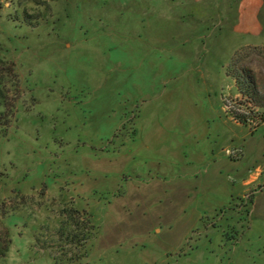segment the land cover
Instances as JSON below:
<instances>
[{"label": "rangeland", "instance_id": "obj_1", "mask_svg": "<svg viewBox=\"0 0 264 264\" xmlns=\"http://www.w3.org/2000/svg\"><path fill=\"white\" fill-rule=\"evenodd\" d=\"M210 3L0 0L20 86L0 129L3 264H229L233 228L200 212L262 123L231 75L264 93V42L214 39L225 9Z\"/></svg>", "mask_w": 264, "mask_h": 264}, {"label": "crops", "instance_id": "obj_2", "mask_svg": "<svg viewBox=\"0 0 264 264\" xmlns=\"http://www.w3.org/2000/svg\"><path fill=\"white\" fill-rule=\"evenodd\" d=\"M192 1L198 5L211 2L210 5L219 12L225 9L223 15L218 17L220 30L213 31L214 39L219 40L222 35L230 34L242 40L258 39L264 42V0H236L232 16L224 14L227 13L231 0ZM222 24L226 27H221ZM230 53H233V50L230 49ZM250 135L253 144H243V156L239 160L231 159L232 163H239L236 168L232 164L228 176L232 190L226 188L219 197L216 181L214 189L208 190L210 193L205 199L209 206L202 207L200 212V215H208L210 220L213 219L211 231H217L218 226L224 225V222L226 226L233 228L236 236L232 237L229 264H264V122L254 131H250ZM256 139H261V146L254 144ZM234 190L238 192L234 193ZM225 206L227 211L224 216L222 209ZM205 228L204 226L203 229ZM211 244L204 243V249H208ZM201 247L200 242L191 253L178 258L195 259Z\"/></svg>", "mask_w": 264, "mask_h": 264}, {"label": "trees", "instance_id": "obj_3", "mask_svg": "<svg viewBox=\"0 0 264 264\" xmlns=\"http://www.w3.org/2000/svg\"><path fill=\"white\" fill-rule=\"evenodd\" d=\"M240 72V75L231 76L235 80V86L243 99V103L249 107L252 106L264 110V93L259 91L251 71L248 69H242ZM19 88V80L13 64L0 59V129H3L4 131L7 130L16 119L17 104L20 98ZM234 119L242 125H249L250 120L246 116L234 115ZM259 119L260 122H264V114L261 115ZM67 212L68 217L73 221V224L78 225L77 217L79 211L76 209H70ZM86 223L91 224L90 219H86ZM83 237L84 239L89 238L88 233H83ZM10 243L8 235L0 232V264L4 263L9 251Z\"/></svg>", "mask_w": 264, "mask_h": 264}]
</instances>
